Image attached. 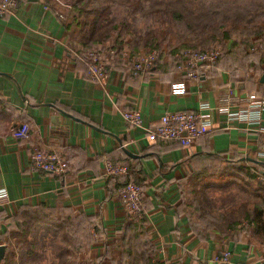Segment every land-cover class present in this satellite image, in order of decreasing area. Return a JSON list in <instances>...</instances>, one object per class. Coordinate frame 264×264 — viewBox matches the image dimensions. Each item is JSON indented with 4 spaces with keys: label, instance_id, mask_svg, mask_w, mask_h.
<instances>
[{
    "label": "crops",
    "instance_id": "obj_1",
    "mask_svg": "<svg viewBox=\"0 0 264 264\" xmlns=\"http://www.w3.org/2000/svg\"><path fill=\"white\" fill-rule=\"evenodd\" d=\"M70 9L65 0H19L14 10L0 16V188L7 191L0 206V244L13 240L10 234L16 229L10 216H30L37 209L50 215L44 224L54 229L63 213L83 223L93 221L87 229L94 236L90 257L100 254L103 244L132 232L164 264H212V257L226 248L232 264H264V240L249 238L245 231L235 240L218 233L200 235L179 211L183 184L192 179L193 168L209 163L225 167L230 161L264 163L259 156L264 109L257 121L229 119L223 111L247 106L250 93L264 97V78L256 77L258 62L249 57L240 66L226 52L193 79L174 68L172 46L161 50L151 69L136 73L109 51L128 45L130 34L119 31L117 41L115 32L103 43L86 46ZM143 46L129 45L137 51ZM93 53L106 63L104 86L85 74ZM177 81L185 83V92L171 91ZM203 102L210 107L211 129L190 147L146 139L145 126L154 125L165 111L196 110ZM129 109L141 112L142 126L125 121L123 112ZM22 121L30 124L29 140L11 133ZM32 146L60 151L68 158L67 171L57 176L34 168ZM106 160L127 161L142 183L143 221L125 214L103 174Z\"/></svg>",
    "mask_w": 264,
    "mask_h": 264
},
{
    "label": "rangeland",
    "instance_id": "obj_2",
    "mask_svg": "<svg viewBox=\"0 0 264 264\" xmlns=\"http://www.w3.org/2000/svg\"><path fill=\"white\" fill-rule=\"evenodd\" d=\"M72 7L73 3L76 0H65ZM83 0V5L92 8V6L100 5L102 7H109L110 15H116L119 20L123 19V23L118 24V31L126 32L130 34V41L128 45H124L126 48L129 45L136 41L137 43L143 44L144 35L146 32H157L160 38L157 42H153L152 48H160L161 50H165L172 46H182L183 42L193 41L186 34L185 25L180 21L173 19L170 15L171 8L177 7L178 3H185L190 10L193 11L194 14L205 15L209 14L210 17L219 19V21H213V35L214 37L210 39H203V43L197 44L195 48L199 49H209V48H220L221 56L224 53H228L236 59L237 65H244L246 62H249L250 59L255 60L257 65L256 77L259 74L264 78V34L260 37H254L250 31H247L243 28H236L231 22V19H235L237 17H242V14H249V12H257L256 10L264 9V0ZM160 8L161 12H157V15H154L152 10ZM103 9V8H102ZM168 10V12H167ZM73 13L69 12L70 14ZM78 11H76V14ZM245 15V16H246ZM201 18H206V16H202ZM154 19V20H153ZM256 21H262L264 23V14H258L255 17ZM222 22V23H220ZM221 30H227L228 37L220 36ZM209 32V31H208ZM212 33V34H213ZM217 35V36H216ZM146 43V42H145ZM142 47V52L147 51L149 42ZM195 43V42H194ZM196 44V43H195ZM262 51L260 53L255 51L257 54L255 57L251 53H245V51L250 52L254 48ZM259 46V47H258ZM259 53V54H258ZM262 72V73H260ZM264 84V83H263ZM264 94V92H263ZM262 97V96H261ZM229 177V176H227ZM191 180V179H190ZM220 180H223L220 179ZM232 180V179H231ZM241 179L233 181L226 187L217 186V184L207 185L204 190L206 194L212 197V208L210 214L206 213L201 216V213L195 211V206H189L185 204H180L179 207L181 211L183 210L188 216L190 210H193V214L190 216L193 224L198 229L200 235L207 234H215V228L210 226V217L216 218L219 215L218 204H222L221 202H232L233 204L241 203L244 199L258 200L259 197L255 196L253 193L260 194L263 193L261 188L258 186L255 180L247 184ZM198 185V184H197ZM240 185L244 186L241 187ZM191 194H189V199ZM214 205V207H213ZM198 206V205H197ZM223 209V208H222ZM201 216V217H200ZM129 218V217H128ZM131 219V218H130ZM81 220V219H80ZM19 220L16 219V222ZM19 223V222H18ZM239 231L247 232L249 238H253L257 241L264 240V229L259 230L257 233L254 232L253 226H246L245 228L240 229ZM17 229L13 231L11 238L13 240L8 245V257L6 260V264H22V259L25 257L24 252L26 250V245L22 243V241L26 238L25 236H21L17 233ZM132 233V232H131ZM126 234V236H118L115 238V242L108 244H103V249H101V253L106 254L105 262H109L111 264H128L127 257L136 256V254L144 253L149 264H164L160 262L157 258L153 257L154 249L147 243H144L143 239L140 236ZM77 243L81 242V239L85 238L84 231L81 229L75 230ZM219 234V233H218ZM34 235L33 241L34 245V256L25 257L24 264H58L60 258L64 259V261L70 260L73 261V264H93V262L97 259L96 255L94 257H90V246L91 243L81 245V249H77L70 242L65 243L67 238L64 239L62 237V230L59 228L54 229L52 225H35L33 224V228H31V233L28 232L26 235L27 238ZM86 235H88L86 233ZM238 237V234H236ZM54 236V237H53ZM90 236V234H89ZM87 237V236H86ZM91 239H94L93 232ZM236 237V238H237ZM96 238V237H95ZM260 239V240H259ZM20 240V241H19ZM66 245L67 250L63 248ZM149 247V248H148ZM63 249L62 257H56L55 252ZM11 250V251H10ZM15 251L17 257L15 255V259L12 258L11 252ZM6 252V251H5ZM87 252V253H86ZM89 252V253H88ZM65 254V255H64ZM144 257V256H143ZM151 257V258H150ZM150 258V259H148ZM31 259V262L28 260ZM145 259V258H144ZM5 260L3 261L5 264ZM118 261V262H117ZM231 260L224 264H229ZM0 264H2V259L0 260ZM139 264H143V260H140ZM213 264V263H212Z\"/></svg>",
    "mask_w": 264,
    "mask_h": 264
},
{
    "label": "trees",
    "instance_id": "obj_3",
    "mask_svg": "<svg viewBox=\"0 0 264 264\" xmlns=\"http://www.w3.org/2000/svg\"><path fill=\"white\" fill-rule=\"evenodd\" d=\"M93 1V0H92ZM91 1V2H92ZM83 0H76L75 3H73L70 12L72 16V21L75 23V25L80 26V29L83 33V43L86 46H92L93 44H98V43H103L107 41L111 36H113V33H117L115 35V39L118 41L119 36V31H118V24L123 23V19L119 20V18L116 15H110V9L109 7H102L100 5L92 6V8H88L83 5ZM177 7H172L170 10V15L173 17V19H176L177 21H180L182 24L185 25L186 28V34L188 37H190L191 41L188 42H183L182 46H176V49L179 48H184V47H192L195 48L197 44L203 43L204 38L210 39L211 37L213 38L215 35L213 33V26L217 25L214 24L213 21L217 22L219 19L216 18H211L209 14L201 15L199 14H194L192 10L187 7V5L183 2L178 3ZM163 9V8H162ZM160 8H155L152 10L154 12V15H157V12H161L162 10ZM76 11L78 13L76 14ZM257 12H249V14H242V17H237L234 20H232V24L236 28H245L247 31H250L254 37H257L259 35L260 37L264 34V23L262 21H256L255 17L258 14H264V9L263 10H256ZM168 12V10H167ZM246 15V16H245ZM202 16H206V18H201ZM154 20V19H153ZM222 23V22H220ZM209 31V32H208ZM213 33V34H212ZM221 35L222 37H228V32L227 30H221ZM217 36V35H216ZM160 36L158 35L157 32H146L144 35V42L145 45L149 42L148 47L152 49L153 42H157ZM136 41H134L135 43ZM196 44H195V43ZM124 46V45H123ZM123 46H117L119 49L123 48ZM259 47V46H258ZM135 47H132L131 50L137 51L133 49ZM261 48V47H260ZM258 49L257 46L254 48L252 51L245 53H251L255 57L257 54L255 51L260 53L262 52ZM259 54V53H258ZM117 58L120 59L116 55ZM160 140H157L155 142H158ZM165 141V140H161ZM166 141H175V140H166ZM210 157L215 158L216 160L218 157L214 155H210ZM256 164H249V165H244L238 162H228L225 167L221 166V164L217 165L214 163H209L205 164L199 168H193L192 171V179L187 181L186 183L183 184V198H182V205H189V206H195V211L198 213H201L206 215V213L210 214L211 208H212V197L206 194L204 188L208 185L212 184H217V186H222L226 187L228 186L233 179L236 180H244L247 184L252 182V180H255L258 186L261 188L263 193L256 194L253 193L255 196L259 197L258 200H251V199H244L241 203H236L233 204L232 202H229L226 204V202H221L222 204H218L219 208H221V211H219V215L216 218H211L210 221V226H212L214 231L216 233H219L220 237H228L229 239L235 240L236 239V234L239 233V230L242 228H245L246 226H253L254 232L257 233L259 230L264 229V163L263 161L260 160H255ZM117 162V161H114ZM124 162L128 168L129 172L120 175V176H115V177H110V183L109 186L114 191V186L112 184L120 185L124 184L127 181H134L139 184L140 181L136 179L133 175V169L130 166V164L127 161H122ZM211 162V161H210ZM225 174H229L226 179L222 177ZM224 178V180H220ZM216 179V180H215ZM232 179V180H231ZM218 180V181H217ZM198 184V185H197ZM241 187L244 186L240 185ZM189 194H191L190 198H192V201L189 199ZM185 202V204H184ZM198 205V206H197ZM214 207V205H213ZM223 208V209H222ZM181 209H179L180 211ZM32 215L26 216L25 214H18V215H12L9 217V219L12 221V223L15 224V229H17V233L21 236H25L26 238L22 241V243L27 244L26 245V250L23 255L25 257L34 256V245L36 241H33L34 235H32L29 239L27 238L28 232L31 233V228H33V224L35 222V225H45L44 224V219L50 218V215L45 212H42L40 210L37 211L34 210L31 212ZM179 213V212H178ZM193 214V210H190L189 212V220L191 223L192 229L198 232V229L196 226L193 224L190 216ZM64 216L59 217L58 225L56 226L60 230H62V237L67 238L65 243L70 242L72 245H74L77 249H81V245L83 246L84 244L89 243L90 241V236H89V231L88 225L92 224L93 221L90 222V220H87L86 222H82L80 219L77 217L74 219H69L68 216H66L65 213H63ZM200 216V217H201ZM64 217V218H62ZM16 219H18L19 223L16 222ZM51 219V218H50ZM137 224V223H136ZM94 225V224H93ZM55 227V229H56ZM137 228V227H136ZM81 229L84 231L85 238L81 239V242L77 243L75 240H77L75 230ZM99 232H101L100 228H97ZM86 233L88 235H86ZM200 234V233H199ZM208 236L209 234L204 233ZM87 236V237H86ZM138 236V234H136ZM54 237V236H53ZM20 241V240H19ZM144 243L145 240L143 239ZM65 247L63 248L64 250H67L66 245L64 244ZM149 248V247H148ZM5 252L3 258H2V264L4 263L3 261L7 259L8 257V246L5 245ZM63 249H60L59 251L55 252L56 257H62L63 255ZM11 251V250H10ZM14 252V251H13ZM13 252L10 254L12 255ZM65 255V254H64ZM105 256L106 254L101 253L100 255L97 256V259L93 262V264H111L105 262ZM144 256V257H143ZM25 257H23L22 264H24ZM145 258V259H144ZM151 258V257H150ZM148 258V259H150ZM125 260H127L128 264H139L140 260H143V264H149L144 253L136 254V256L133 257H127ZM26 261V260H25ZM27 262V261H26ZM28 262H31V259L28 260ZM118 262V261H117ZM6 264V260H5ZM8 264V263H7ZM27 264V263H25ZM58 264H73V261L71 262L70 260L64 261V259L60 258ZM85 264V263H83ZM168 264H191L188 262H170ZM204 264V263H203Z\"/></svg>",
    "mask_w": 264,
    "mask_h": 264
},
{
    "label": "built area",
    "instance_id": "obj_4",
    "mask_svg": "<svg viewBox=\"0 0 264 264\" xmlns=\"http://www.w3.org/2000/svg\"><path fill=\"white\" fill-rule=\"evenodd\" d=\"M18 2L19 0H0V16L14 10ZM109 51L110 54H116L120 57L136 73L151 69L161 53V49L159 48H152L142 52L133 51L126 47L121 49L115 47L110 48ZM162 51L167 52V49ZM169 51L170 55H172L174 68L193 79L198 78L203 66L214 65L222 53L220 48L217 47L209 49L184 47ZM85 74L88 78L104 86L108 78L106 63L96 53H93L87 63ZM186 89L183 81H177L171 84V91L173 93H183ZM249 97L250 101L247 106H239L237 108L227 106L224 108L225 110L223 109L229 119L257 121L261 118V111L264 109V97H258L255 93H250ZM123 117L130 125H143V118L138 109L125 110ZM211 117L210 107L206 102L201 103L196 110L177 109L165 111L159 116L158 121L154 125L145 126L146 139L150 142L170 139L179 142L184 147H190L200 136L211 129ZM30 130V124L22 121L12 127L11 133L16 138L29 140ZM259 156L264 158V145ZM30 159L31 165L34 168L50 172L57 176L63 175L69 167L67 156L54 149L32 146ZM128 172V166L122 162L104 161L103 174L109 178L124 175ZM114 191L125 214L137 222L143 221L145 205L141 184L134 181H127L124 184L116 185ZM6 197V189L0 188V206ZM230 256L231 250L226 248L215 254L211 262L213 264H224L229 262Z\"/></svg>",
    "mask_w": 264,
    "mask_h": 264
},
{
    "label": "water",
    "instance_id": "obj_5",
    "mask_svg": "<svg viewBox=\"0 0 264 264\" xmlns=\"http://www.w3.org/2000/svg\"><path fill=\"white\" fill-rule=\"evenodd\" d=\"M65 113V112H64ZM67 114V113H65ZM126 152L129 154V155H133L132 152L126 150ZM5 245L4 244H0V260L3 258L4 254H5Z\"/></svg>",
    "mask_w": 264,
    "mask_h": 264
}]
</instances>
